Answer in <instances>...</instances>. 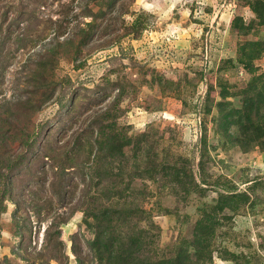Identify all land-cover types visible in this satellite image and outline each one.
Returning <instances> with one entry per match:
<instances>
[{
  "label": "rangeland",
  "instance_id": "374dc122",
  "mask_svg": "<svg viewBox=\"0 0 264 264\" xmlns=\"http://www.w3.org/2000/svg\"><path fill=\"white\" fill-rule=\"evenodd\" d=\"M85 2L55 0L43 9L52 19L63 17L61 4L69 17L79 12V29L73 19L63 23L64 38L73 30L79 36L74 46L56 47L60 53L53 59L54 76L63 84L51 91V99L32 114V120L28 121L27 111L12 108L22 113V121L26 119L21 124L36 132V154L42 142L49 139L54 144L91 119L97 125L102 118L114 125L102 136L115 133L130 138L123 157L105 162L111 174L100 190L92 187L83 197L81 179L74 177L79 185L70 187L65 207H57L65 211L76 206L74 215L60 226L67 258L58 263L74 261L70 246L75 232L86 249L85 237L92 238L99 229L89 212L107 203L106 216L112 218L107 240L114 249L131 248L135 264L185 251L191 264H264V146L257 140L244 144V149L236 127H226L222 121L225 110L242 106L253 84L264 81V52L248 66L237 61L240 44L249 42L254 49L264 41V20L251 10V0H90L94 16H84ZM257 4L264 6V0ZM235 18L242 27L253 22L237 31L232 26ZM19 30L16 27L9 38ZM52 37L49 28L44 40L20 48L7 40L4 47L11 55L0 74V101L25 94L29 70L23 63L28 57H44ZM222 89L228 92L225 98ZM9 105L13 107L12 102ZM97 125L83 135L84 140L93 144ZM8 132L19 136L16 129ZM84 150L94 153V147ZM94 166L93 178L102 165L98 161ZM53 176L47 168L45 177L31 181L29 192L47 196ZM17 186V180L12 184L0 180V264H30L12 251L17 250L16 230L30 229V238L24 241L27 252L21 254L32 257L28 253L44 246L45 224L40 228L34 224L33 212L31 220L12 219L9 189ZM105 188L113 196L110 203L98 198ZM210 224L199 259L195 236ZM132 237L142 244L139 251ZM107 259L104 255L91 263L105 264Z\"/></svg>",
  "mask_w": 264,
  "mask_h": 264
},
{
  "label": "trees",
  "instance_id": "16d2710c",
  "mask_svg": "<svg viewBox=\"0 0 264 264\" xmlns=\"http://www.w3.org/2000/svg\"><path fill=\"white\" fill-rule=\"evenodd\" d=\"M54 1L55 0H0L1 75L4 72L3 62L6 60V57L11 55L9 48L5 49L4 47L7 40L12 41L17 45V48H20L26 43L44 40L46 38L47 29L50 28L51 31H53V37L45 45L48 46L51 44V47L45 52V56L40 57L38 60L28 57L23 63V67L29 70V72H25V94L17 96L13 100L4 98L0 101V180L6 181L8 184H12L14 180L18 181V186L15 187V190H13L12 187L9 189V198L14 205L12 219L15 222L21 219V216L23 219L25 217H29L30 219L29 214L33 212L37 219L34 224L38 226L45 224L43 230L44 246L35 252L33 251V253H28L32 257H28L20 252H27L24 241L30 238V229L27 231L28 233L21 229L14 231V235L18 237V241L17 250L15 251L12 249V251L22 259L30 262V264H59L58 262L67 258L62 249L63 243L60 237V226L74 215L76 206L71 205L66 207L69 208V210L58 211V205L65 207L63 200L70 191V187L72 185H75V187L79 185V181L74 180L75 176L81 179L83 197H86L92 187L100 190L101 184L105 181H109L110 176L107 177L106 175L111 174V170L108 169V166H105L106 163H113L117 157H123L124 153L122 149L130 143V138L127 139L125 134L124 136H120L119 134L116 135L113 133L102 136L101 134L107 127L113 130L114 125L104 123L103 118L97 125V122L91 119L85 127L81 129L77 128L75 132H72L67 137L62 136V138L58 139V142L54 144H52L49 139L46 140V144L42 142L39 144V152L37 154L35 153L36 138L34 137L36 132L33 131V127L23 126L21 123H24L23 121H26V119L22 121V119H20L22 113L16 110L13 111L12 108L15 106L22 108V112L27 111L31 115L27 117L29 119L28 121L32 120V114L39 111L41 105L51 99V91L59 84H63L62 80L56 79L54 76L55 64L53 59L57 58L60 53V51L55 50L56 47H66L67 45L74 46L76 36H79V33L73 30L71 35L67 34L68 37L65 36L64 38L66 27L63 25V23H68L73 19L74 28L79 29V12H75L69 17L67 13L68 10L61 4L63 9L59 10V13L63 12L65 14L62 13V18L52 19L49 13H44L43 9L52 5ZM86 1L84 16H94L92 9L88 7V1L90 0ZM98 1L99 0H92V3H98ZM261 1L263 0H251L250 8L253 13L257 15L258 19L263 21L264 16H262V14L264 13V6L261 5L259 7L260 4H257ZM237 21L238 19L235 18L232 22L233 28L237 31L250 26L253 22L250 21L242 27L240 24L242 21L240 20V23ZM43 25L46 26L43 28ZM16 27L20 28V30L17 31L13 39H10L9 37L12 36ZM61 36L62 40H60ZM44 43H46V41ZM258 43H260L261 46L254 49L249 42L239 45L240 56L237 57L238 64L242 63L248 66L255 56L257 57L260 53L264 52V41ZM78 44L79 41L76 46H78ZM40 51L41 50H38V52ZM69 52L70 51L67 50V53ZM2 55L4 56L1 58ZM42 55H44V53ZM78 65L79 62L74 66ZM64 77L65 80L68 79V76ZM227 93L225 89H222L220 92L221 96L224 98L228 96ZM23 96H26L25 99H22ZM243 99L242 106L239 108L234 107L230 110H225L222 121H224L226 127L230 125L236 127V131L243 136V139L240 141L243 146L244 144L249 145V143H253L257 140L259 144L264 146V81L260 85L253 84L250 94L246 95ZM11 102L13 107L9 105ZM71 107H73V112H75L76 104ZM255 118L259 120L255 121ZM15 121H17L16 123L18 124H16ZM93 125H97L99 129L96 131L98 137H95V139H93L94 141H92L96 146H92L91 140L87 139L86 141L83 137V135H86V132H93V129H95L92 128ZM14 129L19 131V136H14L8 132ZM7 135L13 139H3V137L6 138ZM11 141L15 142L12 143ZM17 144L19 145L18 149L15 150ZM87 146L90 148L94 147V153L91 151L87 152V150L85 152L84 149H86ZM243 148L247 149V146ZM98 161L102 166L99 168L98 172H95V177L93 178L92 171L94 172V163ZM45 164L46 166H44ZM38 167L41 168L37 170ZM47 168L54 173L52 180L49 182L50 194H47V196H42V194L36 196L33 194L34 192L32 190L29 192L28 185H30L31 181H37L45 177ZM89 173L90 176H87ZM105 189V191L102 189L100 193L101 196H98V198H102L104 202L108 201L110 203L113 196L108 191V188ZM93 196L95 197V195ZM101 206L97 209L93 208L89 212V214H92L94 218H96V226L99 227V229L92 238L86 239L85 237L87 243L85 244L86 249L83 250L80 234L78 232L72 234L70 252L74 261L66 264H86L87 262V264H89L93 259L101 260V257L104 255L109 258L106 260L105 264H135L132 261L134 257H132V253H130L131 248H125L124 250L114 249L111 245L112 242L107 240L108 232L111 231L109 230V226L112 223V218L111 216H106L107 209H109L107 203L104 204L103 207ZM21 212L25 213V215H20ZM211 229V224L207 227H201L195 236L194 244L197 247L195 252L199 259L201 258V253L205 251L203 245H205V242L208 243L207 235H209ZM134 238L135 237H132V244L139 247V251L141 249L140 247L143 246L142 244L137 245ZM190 259H192L191 255H188L187 251H185L171 258L158 260L148 259L139 263L136 261V264H191ZM53 260L55 262H52ZM97 263L98 262H96V264ZM93 264H95V262Z\"/></svg>",
  "mask_w": 264,
  "mask_h": 264
}]
</instances>
